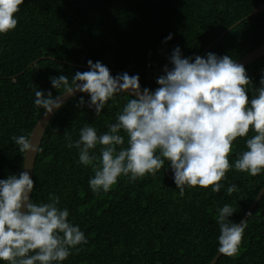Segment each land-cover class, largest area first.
<instances>
[{"label": "trees", "instance_id": "trees-1", "mask_svg": "<svg viewBox=\"0 0 264 264\" xmlns=\"http://www.w3.org/2000/svg\"><path fill=\"white\" fill-rule=\"evenodd\" d=\"M261 5L264 0H24L14 14L16 28L0 34V179L22 171L24 154L11 138L30 136L42 115L35 91L54 97L62 91L51 87L50 77L71 80L76 71H88L86 62L92 60L113 76L138 74L141 89L154 90L177 46L182 57L194 58L214 43L202 57L212 52L235 61L262 46L264 10L249 16ZM169 34L172 39L163 43ZM245 70L251 98L260 86L264 57ZM81 96L89 99L81 93L51 118L33 171V201L60 196L59 206L88 239L62 264H210L218 248L217 209L231 205L236 212L230 219L239 223L264 187V173L252 177L230 169L221 192L197 187L180 198L171 169H162L131 183L121 177L109 193L94 194L88 185L94 172L78 163L65 136L77 140L85 124L98 135L106 132L128 97L117 96L95 117L86 104L77 107ZM246 138L233 142L230 164L245 150ZM229 184L238 191L228 195ZM246 221L239 256L220 255L214 264H264V194Z\"/></svg>", "mask_w": 264, "mask_h": 264}, {"label": "clouds", "instance_id": "clouds-1", "mask_svg": "<svg viewBox=\"0 0 264 264\" xmlns=\"http://www.w3.org/2000/svg\"><path fill=\"white\" fill-rule=\"evenodd\" d=\"M23 3L0 0V34L16 28L14 14ZM171 39L169 34L163 43ZM168 62L171 67H163L154 90L141 89L138 74L113 76L100 61L88 60L89 70L76 71L71 80L64 75L50 77L51 87L62 90L55 97L51 91H35L34 105L45 116L58 111L65 96L75 93L87 94V102L81 96L77 107L86 104L95 117L110 101L115 104L117 96L128 97L106 132L98 135L95 127L85 124L77 140L65 136V146L77 150L78 163L92 168L88 185L94 194L109 193L121 177L131 183L162 169H171L180 198L186 189L197 187L221 192V181L230 169L252 177L264 173V70L260 86L249 98L251 78L229 55L209 52L184 58L177 46ZM245 137V150L230 164L233 142ZM11 139L25 157L39 150L27 135ZM33 189L28 171L0 179V262L4 264H62L73 250L79 252V246L88 244L79 225L68 219L69 210L59 206L60 196L50 193L48 202L36 203ZM236 191L235 184L226 189L228 195ZM234 212L225 204L216 215L217 254L232 258L239 256L247 227L246 220L230 219Z\"/></svg>", "mask_w": 264, "mask_h": 264}, {"label": "water", "instance_id": "water-1", "mask_svg": "<svg viewBox=\"0 0 264 264\" xmlns=\"http://www.w3.org/2000/svg\"><path fill=\"white\" fill-rule=\"evenodd\" d=\"M263 10H264V5H261L258 8L254 9L253 12L249 16H254V15L258 14L259 12H261ZM231 29H232V27L229 28L228 31L231 30ZM228 31L224 32V34L227 33ZM213 45H214V43L211 44L210 46H208L202 52V54L200 56L202 57ZM262 57H264V44L262 46L258 47L257 49L251 51L250 53L246 54L245 56H243L242 58H240L236 62L237 63H240L244 67H246V66L254 63L255 61H257L258 59H260ZM35 63L36 62L30 64L27 69H29L31 66L35 65ZM79 94H81V93H75L73 96H70V97L69 96H65V98H64V104L67 101H69L70 99H72L73 97H75V96H77ZM56 112L57 111L54 110L53 114L52 115H49V116H45L44 113H42V115L40 116V118L36 122L34 128L32 129V131L30 133V136H29V137H31V142L34 145L35 144H38V147H39L40 142H41V139H42V136L44 134V131H45L48 123L50 122L51 118L53 117V115ZM37 153H38V151L35 154L29 152L28 154H26V157L24 155V161H23L22 171H28L29 174H30V178H32V179H33V171H34V166H35V162H36ZM263 194H264V187L261 189V191L259 192V194L255 198V200L253 201L252 205L250 206V208L248 209V211L246 212V214L244 215V217L242 218V220H246L247 219V217L249 216L248 214L252 212V210L254 209V207L260 201V199L263 196ZM219 256H220L219 254H216V256L214 257V259L212 260V262L210 264H214L217 261V259L219 258Z\"/></svg>", "mask_w": 264, "mask_h": 264}]
</instances>
